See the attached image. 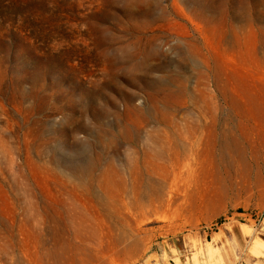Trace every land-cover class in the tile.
<instances>
[{"label": "rangeland", "instance_id": "obj_1", "mask_svg": "<svg viewBox=\"0 0 264 264\" xmlns=\"http://www.w3.org/2000/svg\"><path fill=\"white\" fill-rule=\"evenodd\" d=\"M256 238L264 0H0V264H264Z\"/></svg>", "mask_w": 264, "mask_h": 264}, {"label": "bare ground", "instance_id": "obj_2", "mask_svg": "<svg viewBox=\"0 0 264 264\" xmlns=\"http://www.w3.org/2000/svg\"><path fill=\"white\" fill-rule=\"evenodd\" d=\"M167 204V203H166ZM163 206V205H162ZM144 208H143V212H140V214H139V217H140V219H136L135 220V225H130L129 226V231H128V233L126 234V238L128 239V240H126V242L127 243H125L126 244V248H125V251H128V250H131V249H136V247L140 244V237H139V235H140V231H141V233H142V230L140 229V224H144V222H142L143 220V218H145L144 216H146V213H147V210H150L151 209V205L150 206H148V208L149 209H147V208H145V206H143ZM161 208V207H160ZM145 209H147V210H145ZM146 211V212H145ZM137 214V213H136ZM138 215V214H137ZM152 216V215H151ZM134 219H135V215H134V217H133ZM146 219V218H145ZM144 219V221H146ZM170 222V221H169ZM174 222V221H173ZM171 223V222H170ZM166 225V224H165ZM171 225H172V223H171ZM168 226V225H167ZM170 226V225H169ZM162 227H164V225L163 226H161V228ZM172 227V226H171ZM185 227V226H184ZM160 228V229H161ZM167 228H170V227H167ZM173 228V227H172ZM240 228H241V226H240ZM143 229V228H142ZM181 229V228H180ZM242 229V231H243V233L242 234H247V231L245 230V229H243V227L241 228ZM143 230H145V229H143ZM163 230V229H162ZM177 230V229H176ZM182 230H184V229H182ZM145 231H147V230H145ZM166 231V230H165ZM164 231V232H165ZM174 231V230H173ZM180 231V230H179ZM168 232V231H167ZM146 233V232H145ZM166 233V232H165ZM169 233V232H168ZM167 233V234H168ZM171 233V232H170ZM248 233H249V231H248ZM164 233H162V235H163ZM166 234V235H167ZM176 235V234H175ZM181 235V234H180ZM217 235V234H216ZM143 236V235H142ZM144 236H145V234H144ZM151 236H153V235H151ZM150 236V237H151ZM156 237V236H155ZM217 237H219V236H217ZM255 237V236H254ZM153 238V237H152ZM214 239V238H213ZM219 239V238H218ZM217 239V240H218ZM142 240H144V239H142ZM145 240H146V238H145ZM148 240H151V239H148ZM148 240H147V242H148ZM154 240H155V238H154ZM213 241V240H212ZM254 242H253V244H252V247H254V249L256 250V251H258V249H260L259 251H258V254L259 255H261V256H263V254H262V249H264V241L263 240H261V239H258V238H256V239H254L253 240ZM143 242V241H142ZM150 242V241H149ZM195 242V241H194ZM144 243V242H143ZM212 243V242H211ZM215 243H216V241H215ZM209 244V243H208ZM196 244L194 243V246H195ZM128 246V247H127ZM208 246H210L211 247V245H208ZM140 247V246H139ZM209 247V248H210ZM141 248V247H140ZM197 248V247H196ZM139 249V248H138ZM143 249H145V248H143ZM194 249H195V247H194ZM252 249V248H251ZM132 250V251H133ZM216 250H218V249H216ZM137 251V250H136ZM146 251V250H145ZM254 251V250H253ZM131 252V251H130ZM139 252H140V250H139ZM142 252H143V250H142ZM196 252V251H195ZM255 252V251H254ZM208 256H209V258H211V260H214L215 262H217V258L215 257V255L217 254V252L215 251V250H212L211 248L210 249H208ZM256 253V252H255ZM195 254V253H194ZM203 254V253H202ZM132 255V254H131ZM138 255H139V253H138ZM138 255H135V256H138ZM196 255V254H195ZM194 255V256H195ZM257 255V254H256ZM126 256V255H125ZM141 256V255H140ZM139 256V257H140ZM179 256V255H178ZM258 256V255H257ZM134 257V256H133ZM154 257V256H153ZM152 256H150V258H153ZM157 258V257H156ZM212 258H214V259H212ZM134 259H135V257H134ZM154 259H155V257H154ZM158 260H159V258H157ZM175 259V258H174ZM173 259V260H174ZM187 259V258H186ZM197 259V257L195 258V260ZM221 259V258H220ZM136 260V259H135ZM157 260V261H158ZM173 260H172V262H173ZM149 261V260H148ZM174 261H176V260H174ZM126 262V261H125ZM138 262V261H137ZM143 262V261H142ZM149 262H152V261H149ZM155 262V261H154ZM160 262V261H159ZM196 262H197V260H196ZM211 262V261H210ZM226 262H228V261H226ZM129 263V262H128ZM135 263H136V261H135ZM138 264V263H137ZM150 264V263H149ZM175 264H180L179 262H175ZM225 264V263H224Z\"/></svg>", "mask_w": 264, "mask_h": 264}]
</instances>
